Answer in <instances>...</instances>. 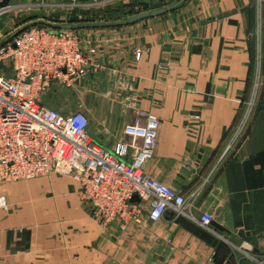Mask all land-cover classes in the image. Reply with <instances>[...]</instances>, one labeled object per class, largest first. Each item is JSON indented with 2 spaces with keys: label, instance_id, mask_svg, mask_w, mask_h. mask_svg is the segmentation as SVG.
Instances as JSON below:
<instances>
[{
  "label": "crops",
  "instance_id": "0c3cea01",
  "mask_svg": "<svg viewBox=\"0 0 264 264\" xmlns=\"http://www.w3.org/2000/svg\"><path fill=\"white\" fill-rule=\"evenodd\" d=\"M77 30L96 45L95 66L44 100L60 110L59 95L73 97L71 108L86 113L89 133L108 149L130 138L124 124L137 109L154 112L145 172L180 192L190 215L209 213L223 228L170 209L103 228L79 182L52 170L1 183L0 264L264 258V0H185L132 23ZM0 70L10 73V62L0 60Z\"/></svg>",
  "mask_w": 264,
  "mask_h": 264
},
{
  "label": "built area",
  "instance_id": "2783aa9c",
  "mask_svg": "<svg viewBox=\"0 0 264 264\" xmlns=\"http://www.w3.org/2000/svg\"><path fill=\"white\" fill-rule=\"evenodd\" d=\"M84 41L77 29L31 25L0 45V60L11 68L0 70V185L57 170L79 182L103 228L139 222L144 209L153 221L170 209L209 225V213L190 215L180 192L144 170L158 136L154 112L137 109L124 124L130 138L108 149L89 133L85 112L65 113L44 102L51 88L69 87L95 66L96 45ZM5 207L0 190V208ZM249 257L252 264H264V258Z\"/></svg>",
  "mask_w": 264,
  "mask_h": 264
},
{
  "label": "rangeland",
  "instance_id": "374dc122",
  "mask_svg": "<svg viewBox=\"0 0 264 264\" xmlns=\"http://www.w3.org/2000/svg\"><path fill=\"white\" fill-rule=\"evenodd\" d=\"M175 1L177 0H9V5L0 9V39L20 24L35 18L68 23L114 19V16L125 18ZM105 15L109 17L106 18ZM48 95L44 99L52 98ZM58 98L62 110H74L71 108L73 97L63 94Z\"/></svg>",
  "mask_w": 264,
  "mask_h": 264
},
{
  "label": "water",
  "instance_id": "95a60500",
  "mask_svg": "<svg viewBox=\"0 0 264 264\" xmlns=\"http://www.w3.org/2000/svg\"><path fill=\"white\" fill-rule=\"evenodd\" d=\"M185 0H177L173 3L166 4L164 6H160L157 8H153L150 10L142 11L139 13H136L134 15L125 17V18H114V19H105V20H94L89 22H75V23H68V22H59V21H51L45 18H35L30 21H27L25 23L20 24L18 27L13 29L11 32L8 33V35L2 39H0V45L4 42H7L9 39H11L14 35L19 33L20 31L24 30L25 28L35 25V24H45L51 27L55 28H69V29H78V28H84V27H103V26H115V25H121V24H128L135 22L137 20L147 18L150 16H155L162 14L166 11H169L179 4H181ZM9 5V0H0V9H4ZM132 200H139V196L137 194H133ZM214 226L222 229L223 227L219 225L217 222L212 221L211 222ZM231 237L233 235L231 234Z\"/></svg>",
  "mask_w": 264,
  "mask_h": 264
},
{
  "label": "trees",
  "instance_id": "16d2710c",
  "mask_svg": "<svg viewBox=\"0 0 264 264\" xmlns=\"http://www.w3.org/2000/svg\"><path fill=\"white\" fill-rule=\"evenodd\" d=\"M106 12V11H105ZM108 12V11H107ZM105 17L106 18H108L109 16H107V15H105ZM115 18H117V16H114ZM72 23H75V21H71ZM35 25H44V24H41V23H39V24H35ZM53 28H55V27H53ZM5 43V42H4ZM129 224V223H128Z\"/></svg>",
  "mask_w": 264,
  "mask_h": 264
}]
</instances>
